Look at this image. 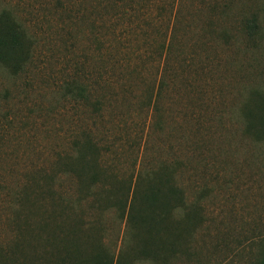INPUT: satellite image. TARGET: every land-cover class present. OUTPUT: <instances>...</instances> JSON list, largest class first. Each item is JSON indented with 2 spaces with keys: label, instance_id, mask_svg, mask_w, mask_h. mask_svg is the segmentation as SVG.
I'll use <instances>...</instances> for the list:
<instances>
[{
  "label": "rangeland",
  "instance_id": "1",
  "mask_svg": "<svg viewBox=\"0 0 264 264\" xmlns=\"http://www.w3.org/2000/svg\"><path fill=\"white\" fill-rule=\"evenodd\" d=\"M4 11L31 58L18 74L0 64V264H260L264 136L249 125L264 109V0H0ZM86 139L117 188L173 173L185 207L167 231L128 228L108 188L62 167Z\"/></svg>",
  "mask_w": 264,
  "mask_h": 264
},
{
  "label": "trees",
  "instance_id": "2",
  "mask_svg": "<svg viewBox=\"0 0 264 264\" xmlns=\"http://www.w3.org/2000/svg\"><path fill=\"white\" fill-rule=\"evenodd\" d=\"M246 29L249 35L255 33L258 29L256 20L249 21ZM30 58L31 45L22 27L11 14L0 12V64L12 74H18ZM262 111V114L256 117L257 123L249 125V130L256 128L260 137L264 136V109ZM75 148V162L67 161L62 167L81 182H87L89 187L102 185L108 188L109 198L112 199L108 201L107 207L115 209L126 220L128 228L165 232L174 211L185 207L184 190L168 170L151 169L147 174H140L133 186L132 183L119 182L122 186L117 188L115 182H111L114 176L107 164L99 162L96 158L99 150L93 142L86 139L83 143H75ZM107 172H110L111 176ZM18 197L21 203L27 195L21 193ZM17 246L18 244L14 248ZM18 251L23 254L21 247ZM7 254L8 250L0 251V257ZM260 264H264V252Z\"/></svg>",
  "mask_w": 264,
  "mask_h": 264
}]
</instances>
